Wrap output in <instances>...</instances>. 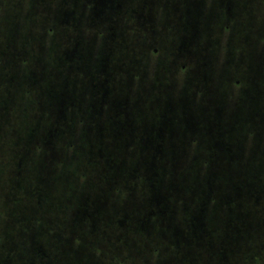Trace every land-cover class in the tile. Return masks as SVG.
<instances>
[{
  "label": "rangeland",
  "instance_id": "374dc122",
  "mask_svg": "<svg viewBox=\"0 0 264 264\" xmlns=\"http://www.w3.org/2000/svg\"><path fill=\"white\" fill-rule=\"evenodd\" d=\"M230 2L235 19L213 12L214 49L204 65L182 59L174 71L172 48L158 64L134 48L130 73L117 69L124 85L114 97L140 132L131 145L91 147L81 129L64 138L51 126L72 109L100 105L86 95L80 107L72 102L57 41L63 27L40 30L38 0V58L23 46L27 56L14 58L0 84V264H264V0ZM4 6L7 35L12 17H30V4L0 0ZM228 38L236 52L223 47ZM205 113H215L216 126L196 129L189 117ZM159 122V146L135 142L146 123Z\"/></svg>",
  "mask_w": 264,
  "mask_h": 264
},
{
  "label": "flooded vegetation",
  "instance_id": "af4514ba",
  "mask_svg": "<svg viewBox=\"0 0 264 264\" xmlns=\"http://www.w3.org/2000/svg\"><path fill=\"white\" fill-rule=\"evenodd\" d=\"M37 3L38 0H29V18L22 19L17 15L11 18L7 35H5L6 24L3 22L0 25V84L2 85L6 82L1 81L5 78V70L7 68L14 70L16 65L14 58L21 60V57L27 56L26 47L23 46L29 47L30 53L38 58L37 29L39 24L43 23L39 22L37 17ZM20 4L18 3L19 6ZM230 4V0H62L60 7L55 10V0H45V26H40V30L50 34L55 31L53 27L55 23L63 27L57 32L59 36L57 41L60 42L59 48H63V61L60 65L61 67L65 65L64 71L67 72L64 77L67 93L73 99L72 102L78 103L77 108L80 107L83 99L81 96L84 95L94 106L100 105L97 110L72 109L67 114L64 124L53 121L51 126L54 131L65 138L81 129L80 132H84V136L87 133L85 139L90 142L91 147L104 146V144L108 147L107 143L110 141L122 146L129 145L131 143L129 139L133 136L132 141H134V134L140 132V126L135 127L132 123L126 104L125 107L120 108L116 103L114 96L117 95L120 86L124 85L122 76L118 81L116 74L118 67L121 68L120 74L130 73L129 68L136 62L134 48H139L142 52V46L145 50V60L150 62L156 60L157 64L163 58V49L172 48L175 53L172 62L169 60V67H173L174 71L183 68L182 59L192 61L196 66L206 64L214 49L210 42L214 33L213 12L216 9L219 15L225 13L228 16L227 21L229 15L235 19L234 14L238 8L233 12L234 14H231V10L235 7ZM5 6L0 10V16L1 13L5 14ZM21 28L24 30L23 33ZM226 31L229 37L231 32L229 26H226ZM166 34L173 36L171 43L170 40L166 42ZM231 46L228 38L223 47L228 52H236L229 49ZM257 50L255 56L257 58L259 56L261 60L262 44L257 46ZM226 60L231 61L230 58L225 57ZM30 66L28 93L31 94L35 93L37 88L35 65ZM74 71L82 75L71 77L69 73ZM84 79L86 83L83 82ZM236 83L238 84V81ZM16 84L20 82L17 81ZM75 84L79 86L76 87ZM85 84H88V87L85 88ZM8 87L12 89V82H9ZM121 91L124 94L123 90ZM4 93L6 94L5 88L3 91L0 90V98H3ZM12 93L13 91L8 92V94ZM1 115L0 130L4 129L6 114L2 112ZM214 115L215 113H205L201 118L192 116L189 120H195L193 125L196 129H207L208 126H216L212 124ZM85 117L93 118L81 124L82 128L74 123L75 120L82 121ZM152 124L146 123L143 129L144 139L135 142L149 147L159 146L158 142L161 140L156 133L161 131L163 126L160 122L156 123L159 124L158 128ZM168 126L167 124L165 127ZM49 132L51 131L48 130L46 133ZM83 220L85 221V217H82L81 221Z\"/></svg>",
  "mask_w": 264,
  "mask_h": 264
}]
</instances>
